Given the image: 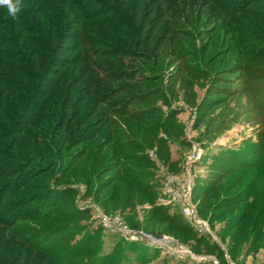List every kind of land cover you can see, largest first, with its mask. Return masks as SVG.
<instances>
[{"label": "trees", "instance_id": "16d2710c", "mask_svg": "<svg viewBox=\"0 0 264 264\" xmlns=\"http://www.w3.org/2000/svg\"><path fill=\"white\" fill-rule=\"evenodd\" d=\"M209 1L222 18L229 20L226 25L234 46L252 39L264 41V34L239 15L245 12L264 18V0ZM236 1L239 6L227 7ZM21 3V11L15 18L8 15L6 7L0 6V264H108L114 250L102 255L96 252L82 261L93 237L84 235V241L70 246L68 240L78 231L77 221L57 220L62 216L79 219L89 213L87 209L65 205L74 191L59 184L66 177L61 165L69 157L64 147L88 134L91 140L103 131H108L111 137L113 131L120 129L111 119V112L127 116L130 105L152 90H160L156 85L142 92L134 90V84L148 83L151 77L158 76L154 72L163 56L160 46L169 35L173 37L174 54L182 58L181 73L202 72V67L195 64L199 63L196 59L185 60L191 55L188 47L175 44L171 30V25L177 26L179 21L169 20L176 17L172 12L178 13L181 8L183 13H190L192 9L188 7H193L196 0H21ZM257 7L262 13H258ZM71 31L74 32L70 36ZM65 38L74 39L77 46L79 52L73 58L61 56ZM263 44L244 51L246 64L237 61L229 66L230 73L233 70L244 73L241 83L245 84L251 103L261 108H264V86L261 87L264 66L254 69L248 65L264 60ZM90 55L98 57L101 64L86 58ZM195 58L201 60L202 56L198 52ZM165 101L168 102L166 97ZM153 108L156 116L146 115L142 110L135 115L138 123L154 128L155 137L173 115L166 116L160 107ZM40 124L56 125L46 131L52 142H46L36 132ZM87 124L92 126L91 131L82 132ZM28 132L33 136L28 137ZM263 137L259 143L251 144L252 152H241L243 159L237 171L250 168L264 171ZM20 143L22 147L17 146ZM134 150L132 159L139 162L145 159L140 150ZM56 167L61 170L59 176L54 173ZM133 171L132 181L156 202L159 177L142 168ZM167 207L158 204L152 211L195 238L194 251L204 245L209 249L205 252L214 254L210 250L218 246L210 237L167 214L163 210ZM181 236L186 239V235ZM129 243L137 249L143 247ZM215 255L220 264H229L223 254ZM139 258L137 264L146 262ZM120 261L114 264H132L129 260Z\"/></svg>", "mask_w": 264, "mask_h": 264}, {"label": "rangeland", "instance_id": "374dc122", "mask_svg": "<svg viewBox=\"0 0 264 264\" xmlns=\"http://www.w3.org/2000/svg\"><path fill=\"white\" fill-rule=\"evenodd\" d=\"M239 5L236 1L227 7ZM257 8L258 13H262V9ZM188 9H192L190 13H183V8L178 13L172 12L176 17L169 20L179 21V25L172 24L171 30L175 44L188 47L191 55L185 60L196 59L199 63L195 64L202 67V72L186 70L181 73L182 58L174 54L173 37L169 35L160 46L163 56L154 72L158 76L151 77L148 83L134 84V90L142 92L156 85L160 90H152L130 105L127 116L110 110L111 119L120 128L119 132L113 131L111 137L108 131H103L88 140V134L77 143L70 142L64 147L69 157L61 165L66 177L59 184L74 191L65 205L78 206L89 213L79 219L62 216L57 220L77 221L78 231L68 240L70 246L84 241V235L93 237L82 261L96 252L102 255L114 250L108 264L117 263V260L137 264L139 257L146 260L144 264H215L213 257L219 261L215 254H223L229 264H264V171L258 168L237 171L243 159L241 152H252L251 144L259 143L264 136V108L251 103L245 84L241 83L244 73L237 70L230 73L229 70V66H234L237 61L246 64L244 51L257 49L264 41L260 42L258 37L247 44L234 46L232 33L226 25L229 20L222 18L209 0H196V4ZM239 15L264 34L263 16L245 12ZM232 27L230 24L231 30ZM65 41L61 56L75 57L79 51L74 39L65 38ZM198 52L201 60L195 58ZM88 57L95 63L102 62L96 56ZM263 64L261 59L248 66L262 69ZM216 84L221 87L214 86ZM155 106L166 116L170 113L173 116L167 127L159 129L154 137V128L138 123L135 113L142 110L146 115L156 116ZM89 124L81 129L82 132L91 131ZM55 126L40 124L36 132L50 142L46 131ZM30 135L32 133L28 132V137L33 136ZM21 144L17 146L22 147ZM134 149L140 150L145 159L141 158L140 162L132 159ZM126 155L131 157H123ZM254 155L256 157V152ZM135 168L154 172L159 177L156 202L132 181ZM54 169L59 176L61 170ZM186 200L197 220L206 223L204 231L194 219L185 216L182 203ZM158 204L168 206L163 208L167 214L187 222L197 233L209 236L218 246L210 251L216 253L205 252L209 249L204 245L198 246V252L194 251L195 238L153 213ZM124 225L161 240L168 238L170 243L163 240L150 242L141 237L127 239L121 232ZM181 235H186V239ZM129 242L143 247L137 249L129 246ZM33 255L41 256L39 253Z\"/></svg>", "mask_w": 264, "mask_h": 264}, {"label": "built area", "instance_id": "2783aa9c", "mask_svg": "<svg viewBox=\"0 0 264 264\" xmlns=\"http://www.w3.org/2000/svg\"><path fill=\"white\" fill-rule=\"evenodd\" d=\"M195 156L197 158V155H195ZM198 157H199V154H198ZM185 197H186V195H185ZM181 200H185V199H181ZM182 209H183V212H184L185 216L189 217L190 219H194L195 223L197 224V226L201 230L204 231L205 229H207V226H206L205 222H203L201 220H197L196 215H195V213L193 211V208H192L190 202H188L186 200L184 203H182ZM106 222H107V224H109L110 220L107 219ZM110 225H112V224H110ZM122 230H121L122 234L127 239H130V240H137L139 237H141V238H145V239L149 240L150 242H152V241L153 242L154 241L161 242L163 240L165 242L170 243L168 238H165V239L161 240V239H158V238L154 237L153 235L147 234V233H145L143 231L135 230V229H133L131 227H128L126 225L123 226ZM213 261H214L215 264H219V261L215 257H213Z\"/></svg>", "mask_w": 264, "mask_h": 264}, {"label": "clouds", "instance_id": "9594fccd", "mask_svg": "<svg viewBox=\"0 0 264 264\" xmlns=\"http://www.w3.org/2000/svg\"><path fill=\"white\" fill-rule=\"evenodd\" d=\"M0 6L6 7L8 15L15 18L21 11L22 3L21 0H0Z\"/></svg>", "mask_w": 264, "mask_h": 264}]
</instances>
